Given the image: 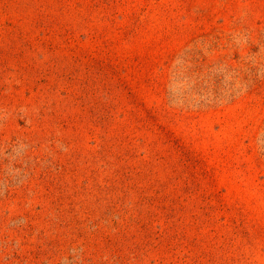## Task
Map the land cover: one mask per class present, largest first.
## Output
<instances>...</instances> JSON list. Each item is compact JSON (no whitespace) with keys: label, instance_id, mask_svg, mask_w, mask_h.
I'll use <instances>...</instances> for the list:
<instances>
[{"label":"rangeland","instance_id":"374dc122","mask_svg":"<svg viewBox=\"0 0 264 264\" xmlns=\"http://www.w3.org/2000/svg\"><path fill=\"white\" fill-rule=\"evenodd\" d=\"M0 264H264V0H0Z\"/></svg>","mask_w":264,"mask_h":264}]
</instances>
